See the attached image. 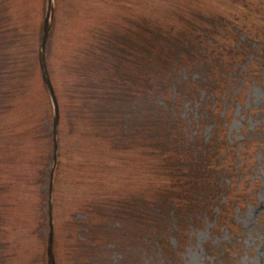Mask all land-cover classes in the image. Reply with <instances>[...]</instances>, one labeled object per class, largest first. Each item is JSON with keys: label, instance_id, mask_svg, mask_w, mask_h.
<instances>
[{"label": "rangeland", "instance_id": "1", "mask_svg": "<svg viewBox=\"0 0 264 264\" xmlns=\"http://www.w3.org/2000/svg\"><path fill=\"white\" fill-rule=\"evenodd\" d=\"M52 4L57 264H264V0ZM47 6L0 0V264H45L48 224H39L37 184L22 176L49 142L53 151L52 123L50 140L31 137L53 118L37 60ZM150 18L176 35L152 44ZM208 144L222 151L187 164L188 148ZM177 162L187 178L171 202L163 189L177 179L158 169Z\"/></svg>", "mask_w": 264, "mask_h": 264}, {"label": "trees", "instance_id": "2", "mask_svg": "<svg viewBox=\"0 0 264 264\" xmlns=\"http://www.w3.org/2000/svg\"><path fill=\"white\" fill-rule=\"evenodd\" d=\"M173 7H174V5H172V8ZM172 8L170 10H168V12H170L172 10ZM189 20L192 21L191 23H189V25L192 26V27H194L195 29H197L199 32H201L200 26L199 25L198 26L195 25V20L192 19V18H189ZM162 25H163V23H160V22H153L152 23V28L156 29V31L149 30V41L152 44H154V37L156 35L162 36L163 39H164L163 41H165L167 37L172 38V36L176 35V34H173L172 32L170 34L163 32ZM202 29H203V32H205L204 31V28H202ZM166 32H168V31H166ZM178 34H180V33H178ZM253 51L255 52V49H253ZM179 52L182 54V58L185 57L184 56L185 54L190 53L189 50L185 46L181 47V49H180ZM179 52H178V56L176 55V57L178 59L171 60L166 65L175 64V63L179 64L180 63L179 61L181 60L180 55H179ZM152 54L153 53H151V55ZM168 55L169 54H165L163 56L167 57ZM154 56H155V58L152 59V60H153V62H156V60L158 59V56L155 55V54H154ZM165 57H161V58H159V60H164V59H166ZM203 57H207V56H203ZM1 71H2V69L0 68V73H1ZM158 71H159V68H158ZM43 91L47 95L44 86H43ZM177 98L180 99V100H183L184 99V97H183V95L181 93L178 94ZM47 99H48V97H47ZM187 99H190V98L187 97ZM3 108H4V105L1 104V101H0V111ZM47 117H48V115H45V117H42L40 120H38V125L36 126V128H35V126L32 128V130L34 131V133H32L33 135L31 134V137H32V140L33 141L36 142L37 140H41V138H42V140L45 142L46 140H50L51 139L50 138L51 137L50 136L51 133L48 131L49 118H47ZM160 122H162V121H160ZM160 125H161L160 123H154L153 126L159 128ZM231 147H232V145H231ZM47 148H48V153L41 156V158H40V166L38 167V169L35 168L33 170V174L32 175H29V176L28 175H24V176H22V179H26V180L29 179L30 180L29 182H32V186L35 187L36 184H37V189H36V193H37L36 209L38 210V212L40 214V216H39V224H40V226H43L44 223H45V221H46V213H45L44 210L46 208L47 198H46V192H45V190H43V187L46 184V178H47V174H48L47 169H48L49 164H50V162L52 160V144H51V142L48 143ZM226 148H227V146H226ZM207 150L204 153L198 154V152L191 151L190 148H188V154L186 155V162H187V164H189L192 161L195 164H198V165L200 164L199 167H201L204 164H207V162H210L211 161V158L217 157V153H219L220 151H222L221 147L219 145H217V144L216 145L208 144ZM231 152H232V150L230 148L229 149V153H231ZM36 165L38 166L37 159H36ZM179 165H180L179 162H177V165L176 166H174V165L168 166V165L165 164V165H163L164 166V169H162V168H159L158 169V171H160L163 175L169 173L170 176L172 175L173 178L177 179L174 183H172L171 186H167V187H165L163 189L164 194L166 193V198L165 199H168L171 202H173V200H174L173 195L174 194H177V192L173 188L179 186L181 184L180 181H186L184 179L187 178V176L182 177V175L180 173V169L178 168ZM0 186H2V185H0ZM185 186H186V184H185ZM171 189H173L174 191H169ZM37 190H39V194L42 193L39 196V198H38V195L39 194H38ZM177 191H179V188H177ZM179 194L180 193H178V195ZM168 196H172V198H170V197L167 198ZM179 198H181V197H179ZM181 200L179 201L178 204L182 203ZM164 201L165 200H163V202ZM148 205H149L150 208L147 207L144 210L145 212L146 211H151L152 203H149L148 202ZM156 205H157V201H156ZM136 216L138 217V220L140 222H142L143 224H145V221L149 222L151 220V216H148L147 214H144V212H143V214H139L138 213ZM152 216H153V214H152ZM177 234H179V232ZM161 237L162 236L159 237L160 238V243L164 246L165 244H164L163 240H161ZM151 241H152V243L158 241L157 238H156V236H155V233L152 234ZM170 250L172 251V249H170ZM164 254L167 257L166 253H164Z\"/></svg>", "mask_w": 264, "mask_h": 264}, {"label": "water", "instance_id": "3", "mask_svg": "<svg viewBox=\"0 0 264 264\" xmlns=\"http://www.w3.org/2000/svg\"><path fill=\"white\" fill-rule=\"evenodd\" d=\"M53 20V7H52V0H49V9L47 13V17L45 19V26H44V31H43V37H42V42H41V48H40V54H39V60H40V66L43 74V79L46 84V87L48 89V92L50 94V97L52 99L53 105H54V110H55V134L57 133L56 128L58 125L59 121V109H58V104L56 100V96L48 75L47 71V65H46V45L51 29V24ZM50 214H51V231H50V236H49V247H48V259H49V264H55V258H54V252H53V236H54V228L52 224V207L50 208Z\"/></svg>", "mask_w": 264, "mask_h": 264}]
</instances>
